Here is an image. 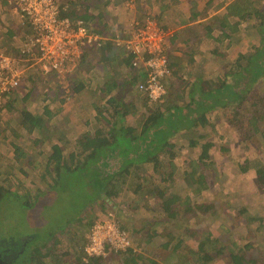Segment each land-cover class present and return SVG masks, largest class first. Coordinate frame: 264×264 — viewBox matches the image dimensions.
I'll return each instance as SVG.
<instances>
[{"label": "trees", "instance_id": "trees-1", "mask_svg": "<svg viewBox=\"0 0 264 264\" xmlns=\"http://www.w3.org/2000/svg\"><path fill=\"white\" fill-rule=\"evenodd\" d=\"M4 1L9 3L8 0ZM262 1L264 0H253L250 6L242 5V3L234 5L237 10L245 11L242 15L243 21H247L249 27L260 32L261 40L253 51L239 54L235 62V69V66H232L217 76L218 85L208 86L202 73L189 79L183 78L176 69L178 61H172L169 53L172 74L164 81L167 93L161 102L152 103L147 95L137 87L128 89V97L120 92L116 96L107 98L106 104L101 108L97 106L95 109H97L99 117H104L109 123V127L96 128L94 132L86 131L69 151L66 150L67 147L63 141L52 144L44 172L45 177L50 176L45 187H39L36 191L28 193L27 196V190L20 192L0 185V198L4 194V190L11 189L18 199H22L23 206L32 209L36 204L44 203V196L51 194V189L54 191L57 189L64 175L62 189L66 193H71L76 198L75 201L82 200L80 196L90 195V199L81 206L77 214L78 217L84 218L94 204L101 207L112 206V203H115L114 198L119 197L128 177L133 175L135 168L140 169L141 167L142 173L136 174L139 179L143 176L146 177L144 174L145 165L152 164L154 171L160 172V186L156 188L157 198L160 199L158 206H161L162 209V215L158 216L153 224L159 225L160 221L169 220L163 217V212L175 218L174 224L168 228V231H158L154 227L152 228L153 224L150 221L141 228L132 227L131 217L125 216L124 210L119 208L114 218L128 232L132 240L131 245L125 250L111 252L108 257L86 258V260L84 259L85 264H214L219 260L225 261V264H264L263 258L249 252L253 243L245 242L248 235H239V231L235 230L237 226H231L230 223L220 224V226L214 224L211 226L212 229L205 225L188 223L184 230L183 223L177 219L181 213L189 218V221L193 217L196 220L199 217H204L207 213L216 214V204L213 201L195 205L193 199L198 196H194V194L202 193L212 185L211 173L215 168V161L210 154V148L216 144L210 139V135L212 131L215 132L217 122L210 118V114L217 110L232 107L236 111L233 122L240 132L241 141L245 142V147L255 150L254 156H246L237 164L240 166L241 172L253 169L257 184L264 188V91L258 87L260 83H264V5H262ZM76 2H81L79 8L75 5ZM58 3L62 15L73 19H84L87 22L91 19L94 29L108 36L106 43L100 49L104 48L105 52L111 55L114 52L113 49L118 48L112 39L115 34L108 35L105 32L106 28L102 23H99L98 13L91 9L87 0H70L68 3L63 0L60 3L58 0ZM255 5L258 8L255 7L254 11L250 10ZM22 19L24 23H27L29 30L24 42V44H28L34 36V29L28 19ZM156 19L159 22V19ZM161 25L167 29L166 26ZM215 38L231 39L232 34L223 32L216 35ZM24 49L25 47H22V51ZM24 53L30 58V63L34 59L35 50H26ZM23 76L19 84L5 96L3 105L10 109L15 104L19 105L18 96H22L23 100L24 95L28 97L32 94L31 90L23 93ZM141 80H143V76L140 73L130 85H136ZM77 82L75 92L79 93L84 89L86 83L81 80ZM135 94L140 95L146 101L143 104L146 111L141 114L134 126L128 122L127 116L134 113L135 102L129 100ZM104 109L106 111L111 109V116H104V113H107ZM16 111L19 127L30 133L43 126L44 115L49 119L54 114L47 105L44 106L42 114L34 113L25 106H18V108L16 106ZM208 128L210 132L205 133L204 131ZM1 131L0 128V133ZM180 138L182 142L177 143V139ZM38 141L43 143L41 140ZM197 147H200L199 156L191 157L183 169V177L187 180V190L177 189L174 180L178 166L174 161V152ZM228 150L229 148H227ZM27 156V152L20 145L14 144V161L25 160ZM52 162H54V166ZM21 171L22 174H25L24 170ZM141 187L139 186V189ZM77 191L79 193H76ZM29 197L34 200L31 201ZM244 211H248V208ZM241 215L243 212H237L236 217L232 219L236 221V218ZM96 218L90 223L88 222L90 229L99 217ZM263 219L252 214L244 220L243 228L247 233L253 231L252 222L259 220L257 229H260V227H264ZM199 220L200 218L197 221ZM68 226L69 224L59 232H63ZM223 226H226V230L223 229ZM149 227L151 230L146 229ZM202 228L204 232H201ZM144 230L150 231L148 240H152L154 236H159L163 240L159 246L166 251L165 256L157 254L156 257H151L139 248L141 243L137 235ZM233 230L235 231L233 232ZM59 232L51 234L50 239L37 246L31 244L37 237L35 229L34 232L21 236L16 241L9 240L7 246L0 245V250L9 248L6 252L3 251L9 262L10 259H14L16 262L19 261V264H34L33 261L37 257L47 255L44 250L46 251L50 247L48 243L51 239H55V243L58 242ZM76 234L84 237L80 231ZM87 240L88 235H85L81 246L83 254Z\"/></svg>", "mask_w": 264, "mask_h": 264}, {"label": "rangeland", "instance_id": "rangeland-1", "mask_svg": "<svg viewBox=\"0 0 264 264\" xmlns=\"http://www.w3.org/2000/svg\"><path fill=\"white\" fill-rule=\"evenodd\" d=\"M63 1L68 3L70 0ZM59 2L61 3L62 0H59ZM144 2L147 3L148 1L144 0ZM144 2L143 0H126L123 8L111 12V15L108 16L112 18V21H108L107 25H111L112 29L111 31L105 30L112 32L111 34L127 32L132 21L143 22L148 16L154 17L150 11L144 10L148 5L151 6L149 3ZM263 2L262 5H264ZM75 5L79 8L80 2H76ZM255 7L258 8L255 5L250 10L254 11ZM89 23L94 28L91 20ZM250 24L252 23L250 22ZM239 33L231 39L224 40L221 38L216 39V35L212 34L215 40H211L200 48L201 51L207 49V56L204 55L205 58L201 57L200 59L208 86H215L218 82L217 76L236 65L235 62L239 54L253 51L254 47L260 43V32L258 33L252 27H250V30L245 29ZM172 34L170 38L174 37L175 32ZM183 46V44H176L174 47L170 45V48L173 50ZM116 50L123 51L119 47ZM0 54L16 58L19 62L17 63L18 66L24 71L23 93L30 92V90L32 92L31 96L25 97L24 95L23 100L22 96H18L19 105H13V109L8 108L6 105L0 107V128L2 129L0 133V185L20 192L27 190L26 194L28 196L31 191H36L39 187H45L46 181L49 180L50 176L45 177L44 172L46 171L45 168L52 144L63 141V144L67 147L66 150L69 151L86 131L94 132L96 128L109 127V123L106 122L104 117H99L98 111L95 109L97 106L101 108L106 104V94L98 92V90L104 85L107 76L94 75V68L91 69L92 64L100 59V55H95L93 59L88 57L83 59L82 57L76 66L63 72H44L37 65L30 64V58L25 56L24 51L20 48H18V51L11 52L10 50L5 53L0 52ZM32 62L35 64L34 61ZM191 68L193 70L196 66H191ZM128 69L126 66H122L119 75H125L129 78L127 75L129 73ZM186 70H190V65ZM197 71H199L198 68ZM185 72L183 71L180 74L186 79L187 77L183 75ZM80 80L85 81L86 85L81 92L77 93L75 92V86L78 83L77 81ZM258 87L264 91V83H260ZM123 89L124 85L114 89L116 94H111V96H116ZM129 101L135 102V108H133L134 113L127 116V120L135 126L141 114L146 111V107L143 105L146 101L137 94L132 96ZM45 105L54 114L49 119L44 115L45 122L40 129L30 133L19 127L16 120L18 114L16 106L17 108L18 106H25L34 113L42 114ZM105 112L107 113H104V116H111V109L109 111L105 110ZM235 113L236 111L229 107L210 114V118L217 122L215 132L212 131L210 135V139L216 144L210 148V154L215 161V168L212 169L211 173L212 185L202 193L194 194V196H198L193 199L195 205L213 201L216 204V214L207 213L204 217H199V221H197L199 218L196 220L194 217L189 221V218L181 213L177 219L183 223L182 228L184 230L188 223L205 225L207 228L214 224L220 226V224L225 225L228 223L231 226H237L235 230L239 231V235H248L245 242L253 243L249 252H253V255L264 259V227L257 229L259 220H255V222H252L253 231L247 233L246 229L243 228L244 220L252 214L264 218V188L257 184L253 169L241 172L240 166L237 164L246 156H254L255 150L251 147H245V142L241 141L240 132L233 122ZM204 132L208 133L210 129L208 128ZM180 142H182V139H177V143ZM14 144L20 145L27 152L28 156L25 160H13ZM227 148H229L228 151ZM199 154L200 147L174 152V161L178 166L174 180L177 189L187 190V180L183 177V169L191 157L196 158ZM52 163L54 166V162ZM21 170H24L25 174H22ZM140 170L141 167L140 169L135 168L133 175L128 177L119 197L114 198L117 205L112 203V206L101 207L94 204L84 218L82 216L78 217L77 214L81 206L90 199V195L80 196V199L85 202L82 200L75 201L76 198L71 193H66L62 189L64 175L57 189L55 191L51 189L52 193L50 192L51 194L44 196V203L36 204L32 209L23 206L22 199H18L13 194V190H4V194L0 198V239L8 242L3 246H7L9 240L16 241L19 237L34 232L35 229L37 237L31 244L39 246L45 240L50 239L51 234L59 232L60 229L69 224L63 232H59L60 236H57V243H55V239H51L48 243L50 247L46 251L43 249L47 255L37 257L33 263L85 264L86 258L81 248L82 240L85 235H89L90 225L88 224L95 217L103 218L107 217L108 214L114 217L121 208L124 210L125 216L131 217L132 227L141 228L146 226L149 221L153 224V222H156L157 217L162 215L161 206H158L160 205L158 203L160 199L157 198L156 188L160 186V172H155L153 165L147 164L144 173L146 177L143 176V178L138 179L136 174L142 173ZM139 186H142L141 189H139ZM186 190L182 191L188 192ZM76 193H79V191ZM29 198L31 201L34 200L32 197ZM246 208H248V211H244ZM240 211L243 212V215L237 217L234 221L232 218H235L236 213ZM163 214V217L169 220L160 221L161 224L159 225L153 224L152 228L154 227L158 231H168V228L174 224V217H170L164 212ZM80 227L83 228L82 231ZM151 227L146 229L151 230ZM223 229L226 230V226H223ZM149 230H144V232L137 235L141 243L139 248L151 257H156L157 254L165 256L166 251L159 246L163 240L159 236H154L152 240H148ZM78 231L82 232L84 237L78 236L76 234ZM201 232H204L203 228ZM189 243L192 242L189 241ZM10 262L12 264L20 263L14 261V259H10ZM214 264H225V261L219 260Z\"/></svg>", "mask_w": 264, "mask_h": 264}, {"label": "built area", "instance_id": "built-area-1", "mask_svg": "<svg viewBox=\"0 0 264 264\" xmlns=\"http://www.w3.org/2000/svg\"><path fill=\"white\" fill-rule=\"evenodd\" d=\"M8 2H15L21 18L28 19L33 26L34 36L23 51L34 49L33 61L44 72H63L76 66L87 50L102 48L108 39L84 19L62 15L58 0ZM123 33H116L112 39L129 55L132 67L142 74L143 80L137 88L152 103L161 102L167 93L164 81L172 74L168 51L171 31L163 28L155 17L148 16L143 22L132 21ZM17 63L16 58L0 54V107L24 74ZM131 242L128 232L108 214L93 223L84 255L85 258L106 257L111 252L127 249Z\"/></svg>", "mask_w": 264, "mask_h": 264}, {"label": "crops", "instance_id": "crops-1", "mask_svg": "<svg viewBox=\"0 0 264 264\" xmlns=\"http://www.w3.org/2000/svg\"><path fill=\"white\" fill-rule=\"evenodd\" d=\"M126 0H87L91 9L99 15V23L103 27L110 30L111 25H107L112 18L108 17L111 12L123 8ZM151 6H147L144 10L150 11L152 15L159 19V23L167 27V30L175 32L173 38H170L169 48L176 44L184 46L181 48H170V56L172 61H178L176 69L179 74L186 71L183 75L188 78L196 77L199 73L203 74V64L201 57L207 56L206 50L201 51V47L215 40V35L223 32L239 35L240 31L250 30L247 21H243L242 15L245 13L242 9H236V3L251 5L253 0H146ZM247 1V2H246ZM138 2V1H137ZM144 2V0H143ZM81 3V2H80ZM146 3V2H144ZM146 3V4H147ZM81 14V13H79ZM91 20V19H90ZM102 20V21H101ZM242 20V21H240ZM105 25H104V24ZM108 35L112 32L105 31ZM238 33V34H236ZM29 30L27 23L23 22L18 8L14 3H7L0 0V52L18 51V48L25 47V38L28 36ZM173 35V34H172ZM224 40V39H223ZM176 42V43H175ZM171 43V44H170ZM230 44V43H229ZM228 44V45H229ZM210 50V49H208ZM113 53L109 55L105 49H90L84 53L83 59L87 57L93 59L95 55H100V59L92 64L94 75L107 76L103 86L98 92L106 94V98L111 94H116L114 89L120 86L124 89L121 91L125 97L129 96L128 89L137 87V84L130 83L138 77L139 70L132 67L129 55L124 51L113 49ZM99 52V53H97ZM210 53V52H209ZM106 58V59H105ZM111 59V60H110ZM179 59V60H178ZM33 60L30 64H33ZM126 66L129 78L125 75H119L122 66ZM190 65V70H186ZM191 66H196L192 70ZM197 68L199 71H197ZM93 71V70H91ZM181 75V74H180ZM108 95V97H107Z\"/></svg>", "mask_w": 264, "mask_h": 264}, {"label": "water", "instance_id": "water-1", "mask_svg": "<svg viewBox=\"0 0 264 264\" xmlns=\"http://www.w3.org/2000/svg\"><path fill=\"white\" fill-rule=\"evenodd\" d=\"M1 244L3 246L4 244H7V242L6 241H2ZM6 258H7L6 255H4V256L0 255V264H12L11 262L7 261Z\"/></svg>", "mask_w": 264, "mask_h": 264}, {"label": "flooded vegetation", "instance_id": "flooded-vegetation-1", "mask_svg": "<svg viewBox=\"0 0 264 264\" xmlns=\"http://www.w3.org/2000/svg\"><path fill=\"white\" fill-rule=\"evenodd\" d=\"M0 245H1V243H0ZM7 249H9V248H8V247H6L5 249H2V250H0V251H2V252L0 253V255H1V256H4V254H5V253H3V251H5V252H6V250H7Z\"/></svg>", "mask_w": 264, "mask_h": 264}]
</instances>
